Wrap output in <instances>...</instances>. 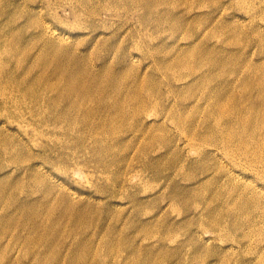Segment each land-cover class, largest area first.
Returning a JSON list of instances; mask_svg holds the SVG:
<instances>
[{
    "label": "rangeland",
    "instance_id": "1",
    "mask_svg": "<svg viewBox=\"0 0 264 264\" xmlns=\"http://www.w3.org/2000/svg\"><path fill=\"white\" fill-rule=\"evenodd\" d=\"M222 1H227L228 5L222 14H215L218 17L212 20L210 27L207 26V35L204 39L189 42L182 38L184 31L181 26L199 30L202 22L208 18L211 11H217L216 7ZM2 2L0 11L3 9L8 11L7 4H10L11 11L19 15L15 20L6 22V27L9 26L15 31L18 29L17 26L23 25L21 29L23 39L30 40L35 37L36 32L34 25L32 26L30 21L27 22L25 19L27 15L47 21L54 30V40L57 44L52 50L46 45L35 48L39 56L46 57L47 63L50 62L46 68L50 70L54 68L52 64L54 59L62 62L86 60L92 67L88 69L89 72L85 70L80 73L83 79H86L84 77L86 73L91 72H97L101 78L96 81H93V78L86 79L85 94L92 96L96 94L99 98V93L109 92V97L113 101L116 96L111 94H116L121 88L125 96H118L117 103L124 108L130 107L127 112L134 115V120L138 118L139 123L154 122L148 128L150 133L147 139L162 134L169 148L160 147L156 143H150L147 146L143 134L139 132L136 135V132L133 133L130 130L134 120L129 125L125 118L115 119L105 129L98 131L89 126L81 127L80 125L74 130L69 140L80 145L83 139L84 148L81 152H78L74 146L69 148L64 145V138L60 141L63 142L62 146L57 150L63 157L79 154L83 158L76 161L78 165L67 169V173H64L62 168L47 163L46 166L37 168L42 175L41 180L29 177L22 179L23 167L16 168V162L0 167V174H2L1 171L9 170L5 177L0 176V180L2 177H4L2 180L7 179L0 184L7 191V196L9 197L8 192L12 185L19 186L21 190L17 196L13 194L10 196L9 200L10 202L14 200L13 204L0 203V211L6 208L12 209L20 200H29L34 202L38 209L48 208L49 214L57 218L61 227L65 228L71 214L58 212L57 207L62 196L68 193L76 199L75 201L79 200L93 207L92 213L83 217L90 223L88 237L93 234L92 230H96L98 234L94 245L89 249L91 257L83 264H263L258 261L257 256L260 253L264 255V153L256 154L251 160H245L238 153H234L233 158L238 161L239 166L230 164V158L225 157L221 150H218L216 157L206 160V163L210 165L207 178H213L216 174L215 168H218L215 166L216 163L221 164L225 170L223 173L229 174L233 179L230 185L233 187L231 188L233 193L237 190L243 193V196L246 193V197L255 193L260 198L257 200L250 196L247 198L248 203L241 208L239 205L241 201H244L243 199L238 198L233 201L240 212L238 216H233L234 231L239 236L236 237L237 241L232 240L231 237L228 238L227 229L216 230L220 219L226 216L224 214L226 205L223 201L225 196L220 197L219 200L212 197L211 193L210 202L204 201V203L202 200H193V197H185L179 201H174L172 198L174 192L191 184L188 178L192 176L199 178L204 174H201L197 168L198 152L191 148L185 135L176 130L169 118L155 117V107L148 95L154 89L160 104L171 106L175 103L177 105L174 107L175 111L185 113L186 111L178 109L181 102H187L186 98L190 96H193L194 100L201 93V83L184 82L183 78L189 74L188 72L181 69L167 71L164 68L167 63L161 64L156 60L162 58L165 53L162 51L154 54V52L162 50L163 44L173 48L171 45H174L175 40L178 45L176 52H179V48L188 50L200 44L203 47L206 45L216 50L224 49L223 54H227L229 58L233 55L234 57L243 55L252 64H257L254 70L258 72L263 70L264 67L260 64L264 61V51L261 50L264 48V18H261L259 9L264 10V0H208L192 6L190 1L183 2L172 9L176 15L171 19L168 18V11L164 10V6H159V10L153 0V4H150L152 21L145 25L140 22L139 14L145 10L149 11L147 3H142L138 10L127 12L122 7H106L102 3L95 8L84 0H2ZM25 13L26 16L23 15ZM250 13L255 19L254 23L249 16ZM55 14L57 17L53 16ZM157 18L160 19L159 22L156 21ZM100 19L107 21L106 26L94 25ZM179 19L187 20L189 24L183 25L184 23L181 24ZM3 20H5L4 15L3 18L0 17V22ZM156 22L159 26L155 24ZM215 23L225 28L228 37L234 31L238 33L242 31L239 37L241 44L240 41L228 42L224 39H228L225 35L219 36L220 33L212 32ZM116 28L119 29L116 30ZM174 33H177L175 39L171 37ZM49 34L48 32L46 35ZM46 35L45 40L53 41V38H47ZM136 43L150 46L149 50L139 47L143 51L141 52ZM108 44L125 48L124 64H117L114 54L104 50V46ZM200 48L197 47V52ZM70 55L73 57L68 58ZM246 72V68L241 69V75ZM64 83L68 86V81ZM192 85L193 87H188ZM248 92L255 94L256 91L252 87ZM92 101L93 108L99 105V99L94 100L93 97ZM131 102L140 103L138 105L140 111L138 108H132ZM255 102L252 99L246 104L256 107ZM56 103L51 104L58 107L64 104L61 101ZM200 115H203L200 111L194 112V118H199ZM1 119L5 120L4 117ZM9 123L11 124L5 122L7 126H4L0 120V128L8 130L9 132L4 131L6 137L14 139V143L21 147L30 148L35 153H43L54 143L53 136L47 135L49 132L46 125L43 126L44 133H40L34 125L20 120ZM5 134H2L0 139L5 137ZM25 134L30 135L29 140L22 137ZM172 153L174 154L171 157H177V163L184 164L186 174H173L167 170L172 165L167 162L156 164L157 157ZM53 160L56 161V159ZM81 161L84 162L80 166L78 162ZM188 170L191 171L189 176ZM146 172L152 174V177L157 176L156 180L150 181L151 184L149 183L148 186H145L148 182L145 177ZM66 174L68 179L63 178ZM50 181L54 182L57 188L56 191L50 192L54 200L44 198L39 191V189L45 190L47 188L45 184ZM217 184L209 181L207 186L214 188L218 186ZM108 190H113L114 197H110V192H106ZM194 204H200L202 213L207 211L203 208L208 207L211 212L208 211L209 214H218L214 221L211 218L203 220L208 225H213V228L201 230L200 218L205 214H198V216L193 214ZM74 208L79 212L78 207ZM106 208H109L108 217L102 214L99 219L98 214ZM63 211H65L64 208ZM69 211L75 210L71 207ZM102 219L106 222L105 224L101 222ZM75 226L77 231L81 229L78 220ZM77 231L75 227L70 233L67 228L65 231L63 229L60 231V242L58 240L55 249L63 255L61 264H64V257L68 264V255L71 251L76 252L77 257L86 252L89 253L86 247L80 246L78 249L73 244ZM101 238L108 240L105 252L97 244ZM22 241L23 239L19 240L18 247L15 250L12 249L10 254L14 259L20 256L23 264L33 262L32 256L24 258L21 249ZM3 242V246H7L10 242L9 237H4ZM198 244L204 245V248L201 246L202 249L197 250ZM178 248L180 251L168 255L167 250ZM214 252L221 254L214 256ZM77 257L75 261L72 260L74 263ZM3 261L0 259V264H4Z\"/></svg>",
    "mask_w": 264,
    "mask_h": 264
},
{
    "label": "bare ground",
    "instance_id": "2",
    "mask_svg": "<svg viewBox=\"0 0 264 264\" xmlns=\"http://www.w3.org/2000/svg\"><path fill=\"white\" fill-rule=\"evenodd\" d=\"M84 1L95 8L102 3L106 7H122L127 12L138 10L142 6V3H147L149 4V11L145 10L140 12V22L145 25L152 21L150 17L152 15L150 4H153V0ZM206 1L208 0H154L159 10V6H164V10L168 11L169 19L176 15L172 9L183 2H189L191 4L190 6H192L198 3L202 4ZM2 3V0H0V7ZM9 5L10 4H7V7H9L8 11L7 9L0 11V17L2 16L3 18L4 15L5 18V20L0 22V120L4 126H7L5 122L11 124L9 122L20 120L32 126L34 125L40 133H44L43 126L46 125L47 132H49L47 135L53 136L52 141L54 143L48 149L44 150V152L42 151L43 153H35V151L30 148L21 147L14 143V139L6 137L7 135L4 133V131H9L0 128V136L5 134V137L0 139V167L7 165V163L11 165L16 162V168L19 166V168L23 167L24 175L22 179L29 177L30 179L41 180L40 178L42 175L39 174L37 168L44 167L48 163L57 168H62L64 173H67L70 167L77 164L76 161L83 159L79 154L63 157L60 156V153L57 151L58 148L62 146L63 142H60L61 139L64 138V145H67L69 148L74 146L78 149V152H81L84 148V140L82 139L80 145L79 143L76 144L69 140L78 126L81 125L82 127L86 125L98 131L105 129L108 125L112 124L115 119L122 120V118H125L126 123L128 121L129 125H131L134 120V115H130L127 112L130 110V107L124 108L117 103L118 96H125L121 88L116 94H111L116 96L113 101L109 97V92L99 93V98L96 97V94L93 96L91 94H85L84 91L87 89L86 81L91 78H93V81L101 78L97 75V72H91V75L86 73L84 76L87 80L83 79L80 73L85 70L89 72L88 69L92 67L86 60H68L62 62L58 59H54L52 61L54 68L52 70L46 68L50 62L47 63L46 57L39 56V54L35 52V48L46 45L49 47L48 49L52 50L53 46L57 44V41L54 40V30L47 21L35 19L33 15L26 16L25 13L23 14L26 16L25 19L27 22L30 21L32 26L34 25L36 32L35 37L30 40L23 39V30H21L23 25L17 26L18 29L15 31L14 29H10L9 26L6 27V22L15 20L19 16L18 13H13L11 11ZM227 5V1L219 3L216 7L217 11H211L212 13L210 12L208 18L202 22L200 29L197 31L193 28L181 26V29L184 31L182 38L189 42H193L197 39H204L205 35H207V26H211L212 20L218 17L215 14H222ZM259 11L261 18H264V10L259 9ZM31 13L33 14V12ZM53 16L57 17V14ZM249 16L254 23L255 19L252 17L251 13ZM156 21L159 22L160 19L157 18ZM179 22L181 24L184 23L183 25L186 26L189 24L187 20L179 19ZM106 24L107 21L100 19L94 25L96 27H102L106 26ZM155 24L159 26V23L156 22ZM215 24H213L214 28L212 32L216 34L220 33L219 36L225 35L228 39H224L228 42L240 41L241 44L239 37L242 31L239 33L234 31V33L232 35L229 34L228 37L225 28L222 25L218 26V23ZM118 29L119 28H116V30ZM48 32L50 34L46 35ZM176 34L177 33H174L171 37L175 39ZM45 35L47 38H53V41L45 40ZM136 44L138 49L141 47L149 50L150 46H146L144 43ZM171 46L173 48L163 44V46H161L162 50L155 51L154 54H159L162 51L165 53L162 58L156 60L161 64L167 63L166 66H164L167 71L171 69H181L188 72L189 74L183 78L184 82L188 84L194 83V81L201 83V93L198 94L194 100L193 96H190L186 98L188 100H186L187 102H181L178 109L186 111L185 113L175 111L176 108L174 107L177 106L175 103L171 106L160 104L157 95L154 94V89L151 90L152 93L148 96L150 97V101L154 104L155 117L169 118L176 130L181 131V133L185 135L184 137H186L185 139H187L191 148L198 152V160L196 159L197 168L201 174H204L199 178L194 176L188 178L192 185L190 184L188 187L174 192V197L172 196V198L174 201H179L185 197H193V200H202L204 203V201L210 202L209 198L211 197V193L212 197H216V199L225 196L223 201L226 205L224 210L226 216L220 219L219 225L216 226V230H222L223 228L227 229L229 233L228 238L231 237L232 240L234 239L237 241L236 237L239 235H237V233L235 234L234 231L235 224L233 216H238L240 209L236 208L237 204H234L233 201L238 198L243 199L244 201H241L239 205L241 208L248 203L247 198L251 196L250 198L259 200V195L251 193L249 197H246V193H244L243 196V193L237 190L233 193L231 189L233 187L230 186L233 183V179L229 174L223 173L225 170L221 164L216 163L215 166L218 167L215 168L216 174L213 178H207V176H209L207 171L210 165L206 163V160L216 157L218 150H221L224 152L225 157L230 158V164L239 166L238 161L233 158L234 153H238L245 160H251L256 154L262 155L264 153V69L260 72L254 70L257 64H252L251 61L247 59V57L244 58L243 55L235 57L233 55V57L229 58L227 54H223L224 49L216 50L206 45L203 47L200 44L188 50L179 48V52H176L175 49L178 47L176 40L174 45ZM197 47H201L198 52L196 50ZM104 50L114 54L117 64L125 63V48L108 44L104 46ZM261 50L264 51V48H261ZM141 52L143 51L141 50ZM72 57L73 56L70 55L68 58ZM65 60H67V58H65ZM260 65L264 67V61ZM242 68L247 69L244 75H241ZM65 81H68V86H65ZM212 82L213 85H211ZM136 86L137 84L135 87ZM188 87H193V85ZM237 87H239V89H236ZM252 87L256 91L255 94L248 92ZM93 97L94 100L99 99V105L97 107L94 106V108L92 107ZM252 99L256 101V107L246 104L247 101ZM59 101L64 103L63 106L58 107L57 105L51 104H57L56 102ZM139 104L140 103L131 102L132 108H138L140 111ZM197 107H199V109H195ZM193 111H200L203 115H200L199 118H194ZM126 113L128 114L126 115ZM2 117H4L5 120L1 119ZM135 118H137L136 115ZM139 122L138 118L135 119L130 130H132L133 133L136 132V135L139 132L141 135L143 134L147 146L150 143H156L160 147L169 148L162 134L157 137L151 136L147 139L150 133L148 128H150L154 122L151 124L145 123L144 121L141 123ZM112 127L115 129L114 126ZM22 137L29 140L30 135L25 134ZM174 148L175 147H173V149ZM173 154L174 153L166 156L160 155V157H157L155 160L156 164L167 162L172 164L167 170L171 171L173 174H186L184 164L177 163V157H171ZM53 159H56V161ZM83 162L84 161L78 163L81 166ZM7 172H9V170L1 171L2 174H0V176H4ZM190 173L191 171L188 170L187 175L189 176ZM158 174L160 175V172H158ZM224 175L225 177H221ZM4 177L1 178L0 184L7 181V179L2 180ZM145 177L148 181L145 186H148L149 183L151 184L150 181H153L157 176L152 177V174L146 172ZM63 178L68 179L67 174L64 175ZM209 181L218 183V186L214 188L207 186L209 185ZM45 185L47 188L45 190L39 189V191L44 198L54 200L50 192L57 190L55 187L56 185L52 181ZM18 187L17 185L10 186L8 197L7 191L0 185V203L4 205L13 204L14 200L10 202L9 198L12 194L17 196L20 193L21 190H19ZM106 192H110V197H114L113 190H108ZM66 194V196H62L57 207L58 212L71 214L70 220L65 228L61 227L57 218H53L49 214L48 208L44 207L43 210L38 209L35 207V203L29 200H20L16 202L12 209L6 208L2 212L0 211V259L4 260V264H23L20 256L14 259L10 254L12 249L15 250V248L18 247L17 245L21 239H23L21 249L24 258H29L30 256L33 258V262H24V264H61L60 261L63 255L55 249L58 240L60 242V231L62 229L65 231L67 228L68 233H70L74 227L77 231L75 226L77 220L78 223H80L81 229L77 231L73 244L78 249L80 246H84L89 251L90 247L94 245L95 237L98 233H96V230H92L93 234L88 237L87 232L90 223H88L83 216H88L89 213H92L93 207L83 204L79 200L75 201L76 199H73L71 195L68 193ZM194 205L193 211L191 209L193 214H197V216L198 214H205V216L200 218V223L202 224L200 225L202 228L201 230L206 231L213 228V225H208V223L203 220L211 218L212 221H214V219H217L218 214H209L210 209L208 207L203 208V210L207 211H203L202 213L200 204ZM71 207L75 210L74 212L69 211ZM74 207H78L79 212ZM63 208L65 211H63ZM108 212L109 208L102 210L101 213L98 214L99 219H101L102 214L108 217ZM101 222L104 224L106 223L103 219ZM47 224L49 225L48 227ZM4 237H9L10 239L9 244L6 243L8 244L7 246H3ZM66 241L67 240H65V242ZM97 244H99L98 247L105 252L108 240H106V238H101ZM201 246L204 248V245L198 244L196 249H202ZM178 251H180L179 248L167 250L168 255H173ZM75 254L76 252L73 251H71L69 255L67 254L68 264H83L91 257L90 251L89 253L86 252L83 255H78V257ZM220 254L221 253L217 252L213 253L214 256H219ZM76 257L78 259L76 263H74L72 260ZM257 257H259L258 261L264 264V255L260 253ZM63 263L67 264L65 257Z\"/></svg>",
    "mask_w": 264,
    "mask_h": 264
}]
</instances>
